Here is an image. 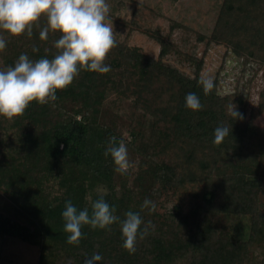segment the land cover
<instances>
[{"label":"trees","instance_id":"trees-1","mask_svg":"<svg viewBox=\"0 0 264 264\" xmlns=\"http://www.w3.org/2000/svg\"><path fill=\"white\" fill-rule=\"evenodd\" d=\"M45 23L42 16L31 36L0 31L7 41L0 69L14 65L21 53L32 59L56 54L54 41L61 33L50 31L41 39ZM196 36L264 67V0H222L210 34ZM152 38L160 48L157 59L115 39L104 61L111 66L108 73L82 69L57 90L56 101H32L13 119L0 116V193L15 213L0 212V236L36 247L37 264H83L94 252L103 257L96 264L264 260V127L254 123L264 109V90L252 109L235 92L219 95L215 82L205 94L201 62L194 76L186 77L160 61L171 45L158 34ZM188 92L199 96L200 110L184 106ZM106 107L124 114V132L104 121ZM234 107L243 119L231 117ZM220 124L230 132L216 144L214 129ZM111 136L124 140L135 159L125 174L115 172L111 157L103 154ZM166 194L172 204L160 212ZM101 195L121 219L131 209L154 225L138 238L135 252L121 246L118 222L109 229L84 225L80 243H67L65 201L90 209ZM145 198L155 202L154 211L140 209ZM220 216L248 217L247 237L233 238L230 226L216 227Z\"/></svg>","mask_w":264,"mask_h":264},{"label":"clouds","instance_id":"clouds-1","mask_svg":"<svg viewBox=\"0 0 264 264\" xmlns=\"http://www.w3.org/2000/svg\"><path fill=\"white\" fill-rule=\"evenodd\" d=\"M108 10L106 0H0V31L12 36L22 33L31 36L33 27L39 26L37 22L43 16L46 23L40 28L41 39H47L50 31L61 33L54 41L57 52L52 58L32 59L27 53H21L14 65L0 69V116L13 119L22 115L32 101L42 105L56 101L57 90L70 85L82 69L108 73L111 66L104 61L116 45L113 25L106 22ZM6 46V39L0 35V51ZM36 50L34 47L33 51ZM199 83L205 94L215 87L210 76L201 77ZM184 106L194 111L203 107L195 92L186 94ZM230 115L234 120L243 119L236 107L230 110ZM229 132L228 125H218L213 143L222 142ZM103 154L111 157L117 173L125 174L131 166L128 148L122 139L118 141L111 136ZM155 208V202L149 198L140 205L141 210ZM61 216L69 244L80 243L84 225L109 229L118 222L121 246L130 253L136 251L138 238L148 234L149 226L154 228L151 221H144L140 211L129 209L121 219L116 215V206L110 205L103 195L91 202L90 209H78L71 200H66ZM102 259L99 252H94L83 264H96Z\"/></svg>","mask_w":264,"mask_h":264},{"label":"rangeland","instance_id":"rangeland-1","mask_svg":"<svg viewBox=\"0 0 264 264\" xmlns=\"http://www.w3.org/2000/svg\"><path fill=\"white\" fill-rule=\"evenodd\" d=\"M109 5L106 22L113 25L114 37L136 46L154 59L159 45L152 35H160L171 48L160 58L162 64L192 78L196 63L201 62L199 78L210 76L218 94L235 92L247 98L248 108H256L259 93L264 90V67L235 58L223 46L199 42L196 34L208 36L222 0H106ZM174 23L187 28H177ZM104 121L124 132L127 119L114 107L105 108ZM264 127V109L254 122ZM125 136V135H124ZM131 165L135 159L128 155ZM264 203V200H262ZM172 199L164 195L160 212L171 207ZM0 212L15 216L7 199L0 193ZM214 225L230 226L233 238L244 240L248 234V217L220 216ZM258 252V251H257ZM38 249L19 239L0 236V264H37ZM256 264H264L259 257Z\"/></svg>","mask_w":264,"mask_h":264}]
</instances>
